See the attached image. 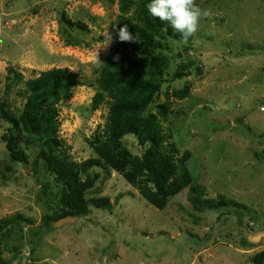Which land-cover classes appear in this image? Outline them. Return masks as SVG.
Listing matches in <instances>:
<instances>
[{
  "label": "rangeland",
  "instance_id": "obj_1",
  "mask_svg": "<svg viewBox=\"0 0 264 264\" xmlns=\"http://www.w3.org/2000/svg\"><path fill=\"white\" fill-rule=\"evenodd\" d=\"M195 2L212 15L187 43L167 42L170 64L148 112L167 102L171 112L160 119L165 144H174L178 156L191 153L193 183L208 198L221 195L248 209L195 211L188 188L157 209L120 174L96 167L89 170L99 179L85 195L87 213L45 227L44 218L60 211L62 186L38 160V137L21 132L28 162L11 173L4 171L9 162L0 142V219L17 214L26 222L0 237L4 264H252L264 250V238L256 236L264 233V0ZM62 13L82 21L88 33L62 24ZM121 18L119 0H0V99L6 100L8 68L23 81L53 68L77 73L71 98L55 105L58 136L77 163L94 157L87 140L106 126L107 99L96 110L91 105ZM180 65L189 72L178 80ZM185 86L188 97L172 96ZM10 104L14 109L19 101ZM6 127L0 122V135ZM122 144L132 156L142 154L134 136ZM104 197L110 207L92 204Z\"/></svg>",
  "mask_w": 264,
  "mask_h": 264
},
{
  "label": "trees",
  "instance_id": "obj_2",
  "mask_svg": "<svg viewBox=\"0 0 264 264\" xmlns=\"http://www.w3.org/2000/svg\"><path fill=\"white\" fill-rule=\"evenodd\" d=\"M150 2L119 0L122 18L115 24V42L103 60L96 80L97 92L92 98V110H96L106 99L109 102L104 131L87 140L94 157L80 163L71 160L64 141L57 133L58 113L55 105L71 98V88L78 83V74L65 68H53L41 72L36 78L23 81L22 74L13 67L6 69L4 86L7 90L3 95L6 100L0 99V122L7 127L0 135V142L7 151L9 163H3V167L5 172L11 173L14 165L27 164L28 157L20 148L21 142H25L21 132L38 137V160L43 161L46 171L62 186L60 211L44 218L42 223L45 227L51 221L64 217L76 218L87 213L88 200L85 195L99 179L98 174L90 175L89 170L96 167H106V171L120 174L157 209H163L171 198L186 188L189 189V203L195 211L227 207L248 209L221 195L208 198L205 187L193 183L187 167L191 153L185 151L178 156L179 151L174 144H165L160 119L171 112L167 102L159 104L154 113L148 112L160 92L163 75L170 64L165 53L168 50L167 42L181 43L180 33L148 13L147 5ZM129 13V16H125ZM60 21L70 29L88 33L82 21H71L63 13ZM125 25L134 37H138L137 43L119 41L117 33ZM165 28L167 31H164ZM187 72L189 68L180 65L173 77L182 79ZM20 83L23 87L16 91L13 87ZM12 88L15 90L12 100L19 101L14 109L10 104L12 90L9 89ZM188 95L187 86L172 93L178 100ZM126 135L136 138L143 149L140 156H132L123 146L122 138ZM3 179L1 174L0 180ZM92 204L97 208L110 207L105 197L92 200ZM21 223L26 222L17 214L0 219V237L20 227L18 224ZM251 262L264 264V250L255 253ZM4 263L0 256V264Z\"/></svg>",
  "mask_w": 264,
  "mask_h": 264
},
{
  "label": "clouds",
  "instance_id": "obj_3",
  "mask_svg": "<svg viewBox=\"0 0 264 264\" xmlns=\"http://www.w3.org/2000/svg\"><path fill=\"white\" fill-rule=\"evenodd\" d=\"M148 13L161 22H166L175 32L180 33L181 43H187L199 29L201 19L212 15L211 9H202L195 0H151L147 5ZM167 31V28L164 29ZM119 41L137 43L138 37L133 36L127 25L117 33ZM112 37L105 36V45L110 44Z\"/></svg>",
  "mask_w": 264,
  "mask_h": 264
},
{
  "label": "water",
  "instance_id": "obj_4",
  "mask_svg": "<svg viewBox=\"0 0 264 264\" xmlns=\"http://www.w3.org/2000/svg\"><path fill=\"white\" fill-rule=\"evenodd\" d=\"M74 220L75 219L73 217H65V218H62V219L58 220L57 223H56V225L57 226H61V225L65 224V223H67L68 221H74ZM256 236L257 237H261L262 236L264 238V233L256 234Z\"/></svg>",
  "mask_w": 264,
  "mask_h": 264
},
{
  "label": "crops",
  "instance_id": "obj_5",
  "mask_svg": "<svg viewBox=\"0 0 264 264\" xmlns=\"http://www.w3.org/2000/svg\"><path fill=\"white\" fill-rule=\"evenodd\" d=\"M242 251H244V250H242ZM251 250H248V252H250ZM246 252V251H245ZM247 253V252H246Z\"/></svg>",
  "mask_w": 264,
  "mask_h": 264
}]
</instances>
